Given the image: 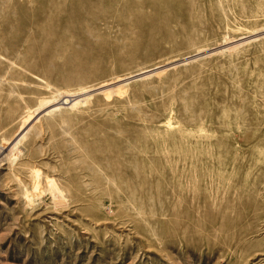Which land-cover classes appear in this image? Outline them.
Masks as SVG:
<instances>
[{
    "label": "rangeland",
    "instance_id": "rangeland-1",
    "mask_svg": "<svg viewBox=\"0 0 264 264\" xmlns=\"http://www.w3.org/2000/svg\"><path fill=\"white\" fill-rule=\"evenodd\" d=\"M7 140L0 264H264V0H0Z\"/></svg>",
    "mask_w": 264,
    "mask_h": 264
},
{
    "label": "bare ground",
    "instance_id": "bare-ground-1",
    "mask_svg": "<svg viewBox=\"0 0 264 264\" xmlns=\"http://www.w3.org/2000/svg\"><path fill=\"white\" fill-rule=\"evenodd\" d=\"M133 77V76H132ZM128 79V78H127ZM19 80V79H18ZM125 80V79H124ZM122 81V80H121ZM126 81V80H125ZM46 82V81H45ZM5 83V82H4ZM48 83V82H47ZM15 84V83H14ZM41 84V83H40ZM105 84H108V83H105ZM105 84H103V85H105ZM48 85H52V84H48ZM47 85V86H48ZM49 86V87H50ZM46 87V86H45ZM55 87V86H54ZM104 87V86H103ZM57 88V87H56ZM105 88V87H104ZM47 89H48V87H47ZM99 89V88H98ZM61 91V90H60ZM63 92H65L64 90H62ZM62 91L60 92V93H62ZM20 92V91H19ZM86 92V91H85ZM52 94V93H51ZM58 95V94H57ZM48 96V95H47ZM52 96V95H51ZM56 96V95H55ZM23 97V96H22ZM58 97V96H57ZM56 98V97H55ZM53 99V98H52ZM50 100V99H49ZM83 100H86V98L84 99L83 98ZM54 101H56V100H54ZM53 101V102H54ZM79 102H81V100H80V98H79V93H76L73 97H72V94H66V96H65V98H64V100L63 101H61V100H59L58 99V101H56V103L55 104H53V110H56V108L58 109L59 107H61L63 104H66V105H69L70 107H74V106H76L77 105V103H79ZM65 105V106H66ZM49 106V105H48ZM52 107V106H51ZM50 108V107H49ZM51 109V110H52ZM29 110V109H28ZM30 112V111H29ZM33 112V111H32ZM53 113V112H52ZM30 114V113H29ZM39 114V113H38ZM56 114V113H55ZM33 115V114H32ZM59 115V114H58ZM62 117V116H61ZM26 120L24 119V122H25ZM43 121V120H42ZM23 122V121H22ZM27 123V121L24 123V124H26ZM36 124V123H35ZM46 124H47V122H46ZM24 126V125H23ZM21 127V126H20ZM26 135H27V133H25ZM3 135V134H2ZM12 136V135H11ZM24 138V137H23ZM5 139H7L6 138V136H5ZM20 139V138H19ZM22 141V140H21ZM7 142H9V144H5V142H3V144H1L0 145V153L1 154H3V152H4V156L5 157H7V154L5 153L6 151L7 152H9L10 150H11V148H12V146L14 145V140H7L6 141V143ZM17 143V142H16ZM20 144H21V142H20ZM19 147V146H18ZM13 148H14V146H13ZM9 150V151H8ZM11 152V151H10ZM8 154H10V153H8ZM12 154H13V152H12ZM11 154V155H12ZM10 156V155H9ZM15 156V155H14ZM19 156V155H18ZM2 158H3V155L1 156ZM11 158H12V156H11ZM15 158V157H14ZM7 159H9V157L7 158ZM2 160V159H1ZM10 161H11V159H9ZM10 161H9V163H10ZM13 161V160H12ZM8 164V163H7ZM11 165V164H10ZM37 169V168H36ZM15 170H16V168H15ZM32 172H34V171H32ZM37 175H38V173H36ZM15 176V175H14ZM49 179V178H48ZM49 182H50V184L54 187V186H56L55 185V183H54V180L53 179H49ZM38 186V185H37ZM47 186V185H46ZM52 189V188H51ZM54 191V190H53ZM25 192V191H24ZM28 192V191H27ZM54 192H56V191H54ZM58 192V191H57ZM26 193V192H25ZM33 194V193H32ZM22 195V194H21ZM60 196V195H59ZM55 197H56V195H55ZM58 198V197H57ZM54 199V198H53ZM32 200V199H31ZM55 200V199H54ZM61 200V199H60ZM55 202V201H54ZM28 203V202H27ZM26 203V204H27ZM29 203H31V201L29 202ZM34 203V202H33ZM65 204V203H64ZM31 205V204H30Z\"/></svg>",
    "mask_w": 264,
    "mask_h": 264
},
{
    "label": "water",
    "instance_id": "water-1",
    "mask_svg": "<svg viewBox=\"0 0 264 264\" xmlns=\"http://www.w3.org/2000/svg\"><path fill=\"white\" fill-rule=\"evenodd\" d=\"M217 49H218V48H216V49H212V50H208V51H204V52H201V53H198V54H196V55H193V56H190V57L184 58V59H182V60H179V61H176V62H173V63H169V64L164 65V66H162V67H158V68H155V69H151V70L146 71V72H144V73H142V74H138V75H136V76H134V77H140V76L148 75V74H150V73H152V72L157 71L158 69L166 68V67H168V66H171V65H174V64H177V63H181V62H185V61H189V60L195 59V58H197V57H199V56H202V55L208 54V53L213 52V51H215V50H217ZM134 77H132V78H134Z\"/></svg>",
    "mask_w": 264,
    "mask_h": 264
}]
</instances>
